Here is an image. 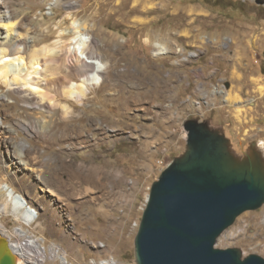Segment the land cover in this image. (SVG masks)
I'll return each mask as SVG.
<instances>
[{"label":"rangeland","instance_id":"rangeland-1","mask_svg":"<svg viewBox=\"0 0 264 264\" xmlns=\"http://www.w3.org/2000/svg\"><path fill=\"white\" fill-rule=\"evenodd\" d=\"M145 1H2L34 48L75 20L94 26L108 58L106 81L88 104L73 103L65 121L46 118L0 79V184L38 213L25 225L0 190V213H8L0 223L12 242L18 225L43 241V264L62 262L49 259L52 245L71 264H135L150 188L184 153L187 121L222 134L239 155L264 150V0H149L151 8ZM155 44L167 52L156 54ZM13 155L29 168L15 167ZM9 164L17 178L6 173ZM36 173L42 181L31 178ZM215 245L264 258V205L240 215Z\"/></svg>","mask_w":264,"mask_h":264},{"label":"water","instance_id":"water-1","mask_svg":"<svg viewBox=\"0 0 264 264\" xmlns=\"http://www.w3.org/2000/svg\"><path fill=\"white\" fill-rule=\"evenodd\" d=\"M184 130V153L150 188L134 239L135 264H264L258 255L215 245L240 215L264 205L261 155L234 158L228 140L206 124L189 120ZM0 264H15L3 237Z\"/></svg>","mask_w":264,"mask_h":264},{"label":"bare ground","instance_id":"bare-ground-1","mask_svg":"<svg viewBox=\"0 0 264 264\" xmlns=\"http://www.w3.org/2000/svg\"><path fill=\"white\" fill-rule=\"evenodd\" d=\"M2 1L0 0L1 83L8 87L11 95L18 96L26 102L25 104L40 109L46 118L59 114L61 120L65 121L74 115L72 104L82 106L88 104L90 91L99 89L107 79L105 70L108 58L104 54V46L95 32L94 26L81 27L74 20L68 28L57 33L58 39L54 40L52 44L34 48L35 41L29 36L28 29L23 28L26 30L23 32L16 28L17 23L11 19L12 16L9 12L2 10L4 3ZM52 1L53 5L61 0ZM148 1L144 2L145 7H153V4L146 5ZM135 5H140V3L135 2ZM63 37H67V39L63 40ZM154 47L158 50L156 54L167 52L166 47L161 44H155ZM215 92L222 93L216 89ZM53 93L56 95H52ZM226 100L230 102L234 99L230 94H227ZM46 123V119L41 121V125ZM22 146L24 145L22 144ZM24 148L25 146L22 147V149ZM230 151L236 159H244L255 154L261 155L264 162V150L254 149L239 155L230 145ZM21 159V157L14 156L11 159L12 164L15 167L21 165L24 167L23 170H26L28 163L22 162ZM30 170L34 172V168H30ZM16 172L9 164L6 173L16 176ZM41 175L36 173L31 178L35 177L42 181ZM29 177L30 175H28ZM38 184L40 185V183ZM14 188L4 180L0 184V190L6 191L7 198L11 202L13 215L15 217L20 215L21 221L29 225L37 219L36 208L30 207L24 195L18 194ZM40 197L39 195L38 198ZM4 209L6 206L1 209V212ZM6 233L7 230L0 223V237L8 241L4 235ZM29 234L18 226L14 234V237H17L16 241H8L9 248L15 258V264H42L47 257L40 239ZM66 255L65 250L58 245H52L49 248L50 259L58 258L62 261L61 264H71L67 261ZM100 264H115V262L109 259Z\"/></svg>","mask_w":264,"mask_h":264},{"label":"built area","instance_id":"built-area-1","mask_svg":"<svg viewBox=\"0 0 264 264\" xmlns=\"http://www.w3.org/2000/svg\"><path fill=\"white\" fill-rule=\"evenodd\" d=\"M7 203H9V200H8V199H7ZM0 214H1V215H5V214H8V213H0ZM22 223H23V222H22ZM25 225H26V224H25ZM18 226H19V225H18ZM136 226H137V224H136ZM4 228H5V226H4ZM15 228H16V227H15ZM15 228H14V229H15ZM5 230H7V233H6V234H8V232H9L8 229L5 228ZM4 235H5V234H4ZM6 238L8 239V241H9V240L12 241L11 238H10V236H8V237L6 236ZM41 242H43V241H41ZM46 259H48V258H46ZM46 259H45V260H46ZM49 259H50V258H49ZM45 260H44V261H45ZM101 262H103V261H99V262H96V263H97V264H100ZM43 263H44V262H43ZM43 263H42V264H43Z\"/></svg>","mask_w":264,"mask_h":264},{"label":"crops","instance_id":"crops-1","mask_svg":"<svg viewBox=\"0 0 264 264\" xmlns=\"http://www.w3.org/2000/svg\"><path fill=\"white\" fill-rule=\"evenodd\" d=\"M26 202H27L28 205H30V204L28 203V202H29L28 200H27Z\"/></svg>","mask_w":264,"mask_h":264}]
</instances>
